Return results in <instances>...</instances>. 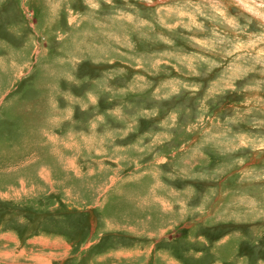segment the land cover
I'll list each match as a JSON object with an SVG mask.
<instances>
[{"label": "rangeland", "instance_id": "rangeland-1", "mask_svg": "<svg viewBox=\"0 0 264 264\" xmlns=\"http://www.w3.org/2000/svg\"><path fill=\"white\" fill-rule=\"evenodd\" d=\"M0 264H264V0H0Z\"/></svg>", "mask_w": 264, "mask_h": 264}]
</instances>
